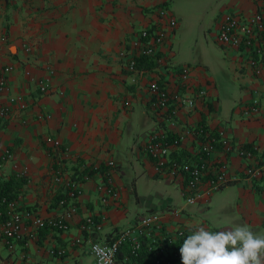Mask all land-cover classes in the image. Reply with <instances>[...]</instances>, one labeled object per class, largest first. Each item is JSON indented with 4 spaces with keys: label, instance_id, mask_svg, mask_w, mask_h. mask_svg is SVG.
<instances>
[{
    "label": "crops",
    "instance_id": "0c3cea01",
    "mask_svg": "<svg viewBox=\"0 0 264 264\" xmlns=\"http://www.w3.org/2000/svg\"><path fill=\"white\" fill-rule=\"evenodd\" d=\"M170 2L0 0V29L8 35L7 43L0 44V65H13L7 88L0 93V105L9 103V96L18 93L26 102L24 109L5 117L6 124L0 129V146L13 151L10 160L0 163V179L23 178L14 198L21 206L46 217L63 208L56 198L61 185L53 179V167L60 166L71 175L84 167L93 168L80 180L82 191L73 199L76 211L67 228L42 227L34 237L10 242L0 236V264H96L86 249L90 238L81 229L85 216L99 220L98 237L107 239L140 213L129 210L133 195L137 204L146 202V209H155L154 201L137 196L135 172L177 189V195L165 200L159 194V201H163L159 207L184 206L180 220L192 230L204 227L215 233L244 226L257 238H264V178L242 176L247 163L264 158V115L242 113L253 91L264 106V68L255 74L235 50L222 46L225 67L217 64L211 70L200 60L176 62L172 60L174 34L159 51L167 58L165 64L148 59L130 70L127 56L121 54L140 28L156 24L159 7L170 10ZM256 8L257 0H228L213 23V35L223 12L248 13ZM24 44H32L31 49L25 50ZM182 63L192 66V81L195 86L205 87L206 94L196 99L193 110L181 112L171 125L160 120L151 107L148 83L158 79L168 88L176 87L174 66ZM25 69H29V75ZM42 77L49 79L47 92L38 89L37 79ZM233 82L240 88L238 94ZM223 102L229 104L225 112L220 107ZM11 107L15 109L17 104L12 102ZM40 112L51 116L40 118ZM195 122H204L212 129L222 127L238 144L253 146L255 153L251 159L219 148L211 153L212 163L225 160L228 171L240 177L213 192L205 206L185 205L184 181L168 180L157 173L144 151L151 130L159 125L177 131ZM49 137H57L67 150H58L52 156ZM195 149L188 139L179 151L194 157ZM109 159L117 164L111 175L119 196L103 202L97 183L104 177ZM214 193L222 197L216 202V210L227 220L224 226L203 214ZM77 236L84 237L83 243L73 242ZM52 248H62L64 252L55 254ZM127 251L126 245L121 246L120 257Z\"/></svg>",
    "mask_w": 264,
    "mask_h": 264
},
{
    "label": "built area",
    "instance_id": "2783aa9c",
    "mask_svg": "<svg viewBox=\"0 0 264 264\" xmlns=\"http://www.w3.org/2000/svg\"><path fill=\"white\" fill-rule=\"evenodd\" d=\"M159 20L153 26H144L138 30L137 36L129 42V47L121 54L127 56V68L136 69L138 59L146 58L157 64H165L167 58L159 54L161 46L174 34L177 18L166 7L158 9ZM216 41L225 48L235 50L246 66L255 74L264 68V0H257V8L252 12L240 10L226 11L217 21L214 32ZM8 35L0 29V44L7 43ZM32 44H24L25 50H30ZM13 65H0V93L7 88V76ZM53 73L52 68H48ZM176 72V87L168 88L152 79L148 83L151 95V107L159 115L160 120L171 125L177 122L181 112L191 111L195 107L196 99L206 94V88L195 86L192 81V66L182 63L174 66ZM27 75L29 69H25ZM38 89L47 92L50 88L48 78L37 79ZM17 107L12 109L11 103ZM26 107L23 95L9 96V103L0 105V116L7 117L11 112H18ZM242 113L246 116L264 115V106L260 96L253 91L248 103L244 104ZM49 112H40L38 117L48 118ZM51 145L50 154L67 150L57 137L48 138ZM190 139L196 145L193 156L183 153L178 157L179 149L186 140ZM229 153L235 152L245 158H253L254 147L240 145L235 142L222 127L210 128L204 122L186 123L177 131H172L164 124L151 130L148 140L144 144L145 153L152 159L154 170L168 180H183L184 204H199L205 206L211 194L221 189L225 184L240 177L237 173L229 172L226 161L211 162V153L216 149ZM13 151L8 146H0V163L10 160ZM108 169L104 177L97 183L101 192V200L117 198L119 191L113 182L111 170L117 166L113 159L107 161ZM53 179L61 185L64 194L58 199L63 208L60 213L42 216L33 209L21 206L17 198L0 199V236L9 242L16 239L34 237L42 227L65 229L69 218L76 211L73 201L82 191L80 180L66 173L62 167H53ZM86 176V175H85ZM84 176V177H85ZM244 177L264 178V158L262 161L249 162L243 170ZM71 199V202L68 199ZM184 206H162L137 214L131 223L113 236L100 239L98 231L100 222L92 215L84 217L81 223L82 231L89 236L86 249L93 255L95 263L99 258L93 253L96 245L106 249L115 246L112 257L113 264H182L180 247L184 240L191 235L192 230L180 220ZM83 236L74 238V243H83ZM126 245L127 252L120 257L121 246ZM55 254H62V248L50 250Z\"/></svg>",
    "mask_w": 264,
    "mask_h": 264
},
{
    "label": "rangeland",
    "instance_id": "374dc122",
    "mask_svg": "<svg viewBox=\"0 0 264 264\" xmlns=\"http://www.w3.org/2000/svg\"><path fill=\"white\" fill-rule=\"evenodd\" d=\"M228 0H171L169 9L173 11L177 18L175 33L172 37V50L174 55L172 60L176 62H193L200 60L208 64L211 70L220 64L225 65L224 52L218 44L212 33L213 23L220 12V7ZM225 67V66H224ZM232 85L236 89V94L240 88L237 83ZM229 104L223 102L220 107L223 112ZM168 182V181H167ZM136 194L140 198L147 199V202L154 201L157 209L163 203L159 201V194L165 200L168 196L177 195V189L171 185L162 182L154 183L153 179L148 178L144 173L135 172ZM219 193H214L210 200V206L203 213L209 220H218V225H226L227 220L216 210V202L222 197ZM219 197V198H218ZM218 198V199H217ZM146 204V202H144ZM145 204H137L134 195L129 201V210L144 212L148 209ZM218 214L220 216H218ZM215 220V221H216Z\"/></svg>",
    "mask_w": 264,
    "mask_h": 264
},
{
    "label": "clouds",
    "instance_id": "9594fccd",
    "mask_svg": "<svg viewBox=\"0 0 264 264\" xmlns=\"http://www.w3.org/2000/svg\"><path fill=\"white\" fill-rule=\"evenodd\" d=\"M98 264H113L115 246L96 245ZM182 264H264V238H257L244 226L219 232L198 227L180 247Z\"/></svg>",
    "mask_w": 264,
    "mask_h": 264
},
{
    "label": "trees",
    "instance_id": "16d2710c",
    "mask_svg": "<svg viewBox=\"0 0 264 264\" xmlns=\"http://www.w3.org/2000/svg\"><path fill=\"white\" fill-rule=\"evenodd\" d=\"M143 60H148V59H147V57L146 58H140V59H138V63H140ZM138 63H137V65H138ZM5 124H6V119L3 118L2 116H0V129L2 127H4ZM181 153L182 152L179 151L178 157H180ZM92 169L93 168H87V167L78 169L75 171V172H77L76 175L74 173V174H72V176L74 178L80 180L85 175L90 174L92 172ZM22 181H23V178H17L16 176H10L7 179H0V199L3 196H5L7 199H11V198L16 197L18 194L19 185L21 184ZM62 195L64 196V194L61 191H59L58 196L56 197L57 201Z\"/></svg>",
    "mask_w": 264,
    "mask_h": 264
}]
</instances>
